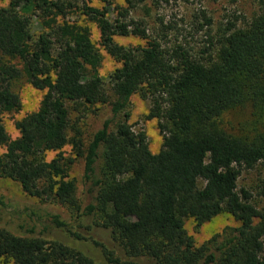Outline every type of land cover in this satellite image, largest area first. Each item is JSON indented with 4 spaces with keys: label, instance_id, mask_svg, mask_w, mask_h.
<instances>
[{
    "label": "trees",
    "instance_id": "obj_1",
    "mask_svg": "<svg viewBox=\"0 0 264 264\" xmlns=\"http://www.w3.org/2000/svg\"><path fill=\"white\" fill-rule=\"evenodd\" d=\"M76 1L0 5V178L17 182L30 197L79 209L68 171L81 159L91 200L84 214L109 234L112 249L93 241L109 264H264V208L237 189L242 171L264 162V0L244 27L221 24L198 49L168 46V30L151 37L146 23L132 16L148 0H97L100 9ZM74 12L95 24L97 46L89 28L68 17ZM33 16L42 28L36 38ZM130 35L145 44L114 40ZM103 53L117 64L107 84L99 73ZM22 81L42 96L15 121L18 135L11 138L1 118L20 110L15 86ZM135 94L150 101L146 118L157 121L162 135L157 153L145 130L128 123ZM96 106H108L111 116L85 136L79 120ZM243 107L250 109L251 127L229 131L223 116ZM65 146L73 157L65 156ZM48 151L56 152L49 161ZM221 213L236 226L197 245L184 219L199 227ZM50 218L84 239L59 215ZM0 264L98 263L58 239L0 228Z\"/></svg>",
    "mask_w": 264,
    "mask_h": 264
},
{
    "label": "rangeland",
    "instance_id": "obj_2",
    "mask_svg": "<svg viewBox=\"0 0 264 264\" xmlns=\"http://www.w3.org/2000/svg\"><path fill=\"white\" fill-rule=\"evenodd\" d=\"M76 1V0H75ZM8 0H0V5H6ZM79 5V0L76 1ZM114 3L124 5V0H114ZM89 5L100 9L102 5L97 0H89ZM258 11V0H148L140 4L132 11V16L142 19L148 28L151 37H156L161 31L167 32V39L173 43H185L192 48H200L206 44V39H214L218 28L228 21L235 22L236 26L244 27ZM71 20L85 25L91 32L92 42L97 46L98 30L94 23L88 21L79 12L68 16ZM209 19L210 22H206ZM42 30L36 17L33 16L31 34L36 38ZM208 39V40H209ZM114 40L124 46L144 45L145 40L136 36H116ZM206 40V41H205ZM117 64L103 53L102 64L99 73L107 84L108 74ZM15 91L21 99V108L17 112L4 113L2 122L11 138L18 135L15 121L26 113L34 111L41 99L42 92L33 88L26 82H19ZM150 101L142 99L135 94L130 99L128 123L134 130L143 129L146 132L149 148L152 153H157L162 144V135L155 119L146 118ZM95 111L84 112L79 120L81 131L85 136L97 130L104 119L109 118L108 106H96ZM76 114H72L74 118ZM223 125L229 131L242 133L252 125L250 109L243 107L227 112L223 116ZM4 148L0 147V154ZM65 156L70 155V147L65 146ZM56 152H46L47 161L55 157ZM69 178L76 181L75 198L79 209L67 205H60L49 201H42L28 196L20 185L8 178H0V228H6L15 234L42 236L47 239H58L65 244L80 249L90 256L98 264H109L105 260L102 250L93 241L103 243L108 249H112L107 231L95 227L93 217L85 215V206L91 201L85 193L82 183L83 161H76L69 168ZM237 189L246 190L251 196V202L259 209L264 208V162L258 163L253 169L243 170L237 181ZM59 215V219L67 223L71 231L84 236V239L76 240L67 231L56 228L51 221V215ZM236 226L234 218L221 213L209 222L197 227L192 218L184 219V227L197 245H200L212 235L220 233L227 227ZM115 249V248H114ZM202 264V263H200Z\"/></svg>",
    "mask_w": 264,
    "mask_h": 264
}]
</instances>
